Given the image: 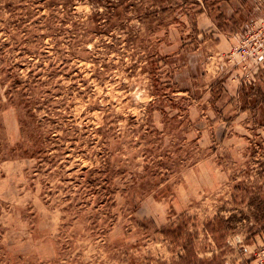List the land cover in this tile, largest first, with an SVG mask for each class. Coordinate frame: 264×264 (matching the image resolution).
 Returning <instances> with one entry per match:
<instances>
[{"label": "rangeland", "instance_id": "374dc122", "mask_svg": "<svg viewBox=\"0 0 264 264\" xmlns=\"http://www.w3.org/2000/svg\"><path fill=\"white\" fill-rule=\"evenodd\" d=\"M263 244L264 0H0V264Z\"/></svg>", "mask_w": 264, "mask_h": 264}, {"label": "built area", "instance_id": "2783aa9c", "mask_svg": "<svg viewBox=\"0 0 264 264\" xmlns=\"http://www.w3.org/2000/svg\"><path fill=\"white\" fill-rule=\"evenodd\" d=\"M257 257H258L257 259L259 260L258 264H264V244H263V248H262L260 254H258Z\"/></svg>", "mask_w": 264, "mask_h": 264}]
</instances>
